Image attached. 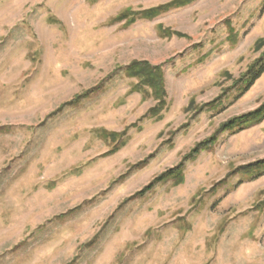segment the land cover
I'll list each match as a JSON object with an SVG mask.
<instances>
[{
  "label": "rangeland",
  "instance_id": "rangeland-1",
  "mask_svg": "<svg viewBox=\"0 0 264 264\" xmlns=\"http://www.w3.org/2000/svg\"><path fill=\"white\" fill-rule=\"evenodd\" d=\"M171 1L0 0V264H264V176L235 173L264 159V120L220 130L264 104V73L240 95L234 85L264 60V0L110 24ZM135 61L162 67L159 120L129 93ZM97 130L124 146L108 155ZM212 137L181 185L135 197Z\"/></svg>",
  "mask_w": 264,
  "mask_h": 264
},
{
  "label": "trees",
  "instance_id": "trees-1",
  "mask_svg": "<svg viewBox=\"0 0 264 264\" xmlns=\"http://www.w3.org/2000/svg\"><path fill=\"white\" fill-rule=\"evenodd\" d=\"M193 0H173L165 5H161L160 7L152 8L149 10H144L138 13H130L128 9L119 13L114 19L111 20L110 24H117L123 22V27L128 28L136 21H151L156 17L164 14L170 10L179 9L191 4ZM55 22V20L53 21ZM160 34L166 38L176 37L182 38V36L178 33L170 32L169 30L164 31L163 29H159ZM262 41H256V45H260ZM259 49L260 47H255ZM125 77L129 80L135 81V83L131 86L129 93H137L141 96L142 101L147 99H151L155 102L154 107L149 109L146 114V118H154L155 120H159L161 118V113L166 108V90H165V82L164 75L162 74L161 66H151L147 62H139L135 61L130 63L127 67L124 68ZM264 73V60H259L254 62L248 70L236 81L234 84L236 87L237 94L240 95L244 91H247L253 83ZM93 90V91H97ZM86 94L84 97H78V103L86 98ZM218 101V100H217ZM217 101L209 103L205 105V108L214 109L216 105H218ZM77 103V100H73L67 103V106H72ZM191 105V104H190ZM189 105V106H190ZM66 106V105H65ZM189 106L186 108L188 110ZM200 112V109L198 110ZM197 111V112H198ZM264 120V104L259 106L256 110L247 113L245 115L235 117L232 120L223 123L220 126V130L222 132H226L229 134L240 133L243 130H246L252 126H255L261 123ZM7 129H2L1 131L6 132ZM98 138L104 141L105 144L111 146V150L108 152V155H114L116 152L120 150L125 144L124 141H117V136L114 133H107L106 131L100 130L96 131ZM121 137V136H120ZM120 140V139H119ZM215 142V137L210 138L207 142L198 144L187 156L183 158V162H181L177 167L173 169H169L164 173L155 177L146 187H144L140 192L135 194V197L140 198L144 194L151 191L157 185H163L167 183H171L173 187L179 186L182 184L183 180V171L185 168V162H193L199 156L202 151H206L210 146ZM147 161H142L133 167V170H137L145 166ZM240 176L242 181H253L258 178L264 176V159L258 160L256 162L247 164L242 166L235 172ZM240 181V182H242ZM93 243H88L83 245L85 248H90ZM75 262V258L68 264H73Z\"/></svg>",
  "mask_w": 264,
  "mask_h": 264
}]
</instances>
